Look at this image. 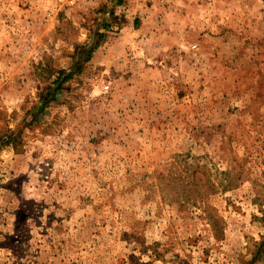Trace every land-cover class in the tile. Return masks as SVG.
Returning a JSON list of instances; mask_svg holds the SVG:
<instances>
[{
  "label": "rangeland",
  "instance_id": "obj_1",
  "mask_svg": "<svg viewBox=\"0 0 264 264\" xmlns=\"http://www.w3.org/2000/svg\"><path fill=\"white\" fill-rule=\"evenodd\" d=\"M263 240L264 0H0V264Z\"/></svg>",
  "mask_w": 264,
  "mask_h": 264
},
{
  "label": "trees",
  "instance_id": "obj_2",
  "mask_svg": "<svg viewBox=\"0 0 264 264\" xmlns=\"http://www.w3.org/2000/svg\"><path fill=\"white\" fill-rule=\"evenodd\" d=\"M72 75H73V74H69V75H67V76L62 80L61 84L64 83L66 80L70 79V78L72 77ZM262 245H264V240H263V244H262Z\"/></svg>",
  "mask_w": 264,
  "mask_h": 264
}]
</instances>
